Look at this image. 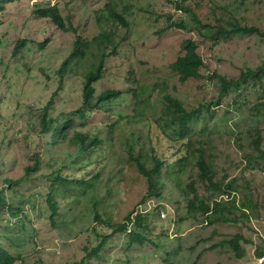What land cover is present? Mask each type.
I'll return each instance as SVG.
<instances>
[{
    "label": "rangeland",
    "instance_id": "1",
    "mask_svg": "<svg viewBox=\"0 0 264 264\" xmlns=\"http://www.w3.org/2000/svg\"><path fill=\"white\" fill-rule=\"evenodd\" d=\"M2 2L0 247L17 257V264H76L101 242L100 234L112 232L110 226L97 222L98 213L105 220L124 223L139 208L153 218L143 231L147 240L136 241L133 233L119 232L102 252L88 258L87 264H264V77L262 81L240 83L225 94L218 78L237 81L243 72L264 67V38L219 36L215 30L217 25L237 22L264 31V0L118 1L120 12L129 7L126 18L130 26L114 28L117 52L106 61L107 72L97 85L98 92L147 87L154 95L147 115L160 112L155 122L163 126L167 125L161 119L166 107L162 94L168 93L193 111L185 140L178 132L179 118L170 116L166 131L172 141L167 148L171 154L187 141L194 149L206 153L211 149L214 182L221 181L222 190L203 179L195 163L188 165L182 186L193 183L199 202L212 203L217 198L227 206L218 213L193 210L192 219L187 218V204L193 196H185L183 188L167 174L161 179L162 196L143 202L149 195L148 179L119 143H110L111 135L103 126L107 115L124 113L122 98L105 107V112L82 121L75 115L82 105L81 78L71 75L59 89L56 73L77 38L92 41L106 31L105 22L99 23V12L110 0ZM173 2L189 6L194 14L177 11ZM53 5L69 18L77 34L64 33L50 19L37 14L39 9ZM198 22L206 26L209 36L200 34ZM181 23L185 29L171 26ZM22 40L27 41L26 46L17 48ZM186 40L196 42L205 68L200 79L182 83L171 65L184 55L181 44ZM44 42L46 47L41 49ZM56 91L59 93L55 95ZM53 95L55 104L49 109V117L60 123L73 120L67 141L78 129L95 133L103 127L101 135L108 141L103 154L98 149L89 155L97 161L96 166L81 164L83 152L78 145L67 141L53 145L51 135L43 134V110ZM142 125L138 123V127ZM144 133L149 135V130ZM258 137L259 150L255 147ZM35 156L41 157V168L27 177L25 169L35 163ZM58 174L87 182L84 186L55 183ZM12 179L21 182L8 185ZM228 184L233 185L232 192L217 197ZM53 187L60 188V214L55 224L48 206ZM245 200L251 208H235ZM162 213L167 219L162 220ZM235 235H243L248 241H242L246 250L243 258H238L229 243Z\"/></svg>",
    "mask_w": 264,
    "mask_h": 264
},
{
    "label": "trees",
    "instance_id": "2",
    "mask_svg": "<svg viewBox=\"0 0 264 264\" xmlns=\"http://www.w3.org/2000/svg\"><path fill=\"white\" fill-rule=\"evenodd\" d=\"M3 0H0V10L4 9ZM118 1L125 4L126 0H110V3L106 5L103 11L99 12L100 20L104 21L107 25L106 31H104L101 36L93 39L92 41L84 39L83 37H78L71 54L61 65L60 69L57 71L56 75L58 77L59 89L65 84L66 79L72 76H78L81 78L82 82V105L75 115L79 117L82 121H87L91 119L98 112H105L103 110L105 107L112 105L114 100L121 99L124 105V113L122 115L109 114L107 119L103 121V126L108 129V133L111 135V144L116 146L119 143L120 148H124L126 154L134 161L140 173L144 175L149 182V195L144 197L146 202L151 196H162V187L164 186L161 180L164 175H169V177L178 183V186L183 188V193L185 196H193V198L188 202L187 218L192 219L191 213L193 210L202 211L203 213H211L212 211L218 213L219 209L225 208L227 203L224 200H217V198L212 203H207L205 200L199 202L200 195L197 189L194 187L193 183L188 184L185 188L182 186L184 181L183 175L187 171L188 165L195 163L200 169V176L203 179H208L210 184L218 190H222L223 185L221 181L214 182V174L211 170V165L209 163L210 157H213L212 150L208 148V153L204 150L194 149L189 143L183 142L180 148L176 151L169 153V148L167 145L172 141V137L167 134L166 128H169L172 115L175 120L179 118V134L182 139L185 140L187 136L186 124L193 115V111L187 110L183 104L169 95L164 93V100L166 107L161 113V119L166 122L167 126H163L160 123H156V116L160 113L154 115H147L148 109L153 106L152 97L153 92L145 86L135 87L132 91H122L120 89H105L104 91L98 92L97 85L102 82L106 72V61L111 59L114 53L117 52V44L115 42L116 32L115 27H121L124 29L129 28L130 22L126 18V12L129 7H124L121 12L119 10ZM177 11L186 14H194V11L189 6H184L178 2H173ZM37 14L42 18L50 19L55 26L62 30L64 33L73 32L77 34L76 29L72 26L66 16L62 14L59 7L56 5L39 9ZM196 16V15H195ZM199 31L200 34L204 36H209V31L206 30V26H203L200 22ZM172 27L176 29H185L184 24H171ZM218 27V30H217ZM217 35H238V36H250L258 35L264 38V31L248 26H241L237 22H229L228 26L217 25L215 27ZM2 38H0V45ZM46 43L41 44V49H45ZM27 41L22 40L18 43L17 48L25 47ZM111 50V52H110ZM181 50L184 55L180 56L177 61L171 65V69L176 75L179 76L180 82L185 83L192 79H200L201 71L205 68V62L203 58L198 53V45L193 40H186L181 44ZM45 77L49 78L47 74ZM264 77V67H261L255 71L249 70L243 72L241 77L237 81H228L224 77H218L222 84V94H225L229 89L239 85L240 83L253 81H262ZM58 89V90H59ZM59 91L55 92V95ZM54 95L52 99L47 103L43 110L41 127L43 134L51 135V144L57 145L62 142H66L68 139L69 123L73 122L70 120L66 123H60L54 117H49V109L55 103ZM138 123L143 124L138 127ZM103 127H99L95 133H91L85 129H78L75 134L71 137V145H78L82 155V165L89 168L90 166H96L97 161L92 160L93 157L89 156L94 154L98 149L103 154V149L107 145V140L103 135H101ZM145 130H149V135L144 133ZM261 139L258 137L255 141L256 149H260ZM173 149V148H172ZM94 150V151H92ZM36 161L32 165L26 167V176H30L38 172L41 168V157L35 156ZM192 161V162H191ZM149 163L152 165L150 166ZM91 169V168H90ZM213 174V175H211ZM98 175L94 177L96 180ZM98 180V179H97ZM96 180V181H97ZM55 183H60L63 185L70 184H80L84 186V179L74 177V178H64L61 174L56 176L54 180ZM8 185L15 186L20 184L21 180H8ZM232 184L225 185L222 194L217 195L220 198L232 192ZM63 188H66L64 186ZM60 193V188L57 189L53 187L52 191L48 194V206L52 212L51 220L55 224L57 217L60 214V206L57 199V195ZM231 201V200H230ZM228 201V202H230ZM199 202V203H198ZM99 205V202H95ZM229 205V204H228ZM252 205H249L246 200L235 207L238 210H243L244 208L248 210ZM106 215V213H104ZM161 214V212H160ZM162 220L167 219V217H161ZM97 222L110 226L112 232L100 234L101 242L95 246L89 253L87 258L76 264H87L88 258L96 257L100 252H102L108 241L113 238L119 232H130L134 234V240H139L140 242H145L147 240L146 235L143 233L149 228L150 221L153 218L146 213V211L140 212L137 208L130 215L126 217L124 223L120 221H115L114 219L105 220L101 213L96 216ZM99 228V227H98ZM242 241H246L243 235H235L230 241V245L236 252L238 258H243L246 255V250L242 246ZM18 258L12 255L8 250L0 247V264H17Z\"/></svg>",
    "mask_w": 264,
    "mask_h": 264
},
{
    "label": "built area",
    "instance_id": "3",
    "mask_svg": "<svg viewBox=\"0 0 264 264\" xmlns=\"http://www.w3.org/2000/svg\"><path fill=\"white\" fill-rule=\"evenodd\" d=\"M220 200V199H219ZM162 217L164 218V217H167V215L165 214V213H162Z\"/></svg>",
    "mask_w": 264,
    "mask_h": 264
}]
</instances>
